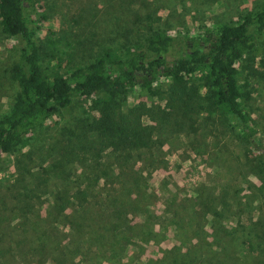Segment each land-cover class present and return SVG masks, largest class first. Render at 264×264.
<instances>
[{"label": "rangeland", "instance_id": "374dc122", "mask_svg": "<svg viewBox=\"0 0 264 264\" xmlns=\"http://www.w3.org/2000/svg\"><path fill=\"white\" fill-rule=\"evenodd\" d=\"M119 2L127 9L126 13L114 10ZM263 6L264 0H36L31 15L36 21L34 26L39 43L45 45L49 39L53 41L51 47H54L55 57L44 56L43 61L45 70L53 74L69 71L72 66L98 54L104 46L114 49L124 43L131 44L137 32L129 34L127 29H136V25L127 24L125 18L130 22V15L138 11L140 14L156 12L163 18L167 17L169 25L163 21L162 28H169L168 31L177 38L169 54V59H172L182 50L179 38H183L185 33L194 36L203 32L204 27L234 24L241 15L255 13ZM23 47L21 37L6 36L0 28V115L9 110L19 90L11 78L10 68L18 60ZM263 61L264 36L258 40V50L242 59L238 67L241 84L249 92L246 108L257 127L255 139L264 147ZM163 86L167 87L166 84ZM155 99V104H160L167 113L177 111V102L170 101V106L175 107H167V95ZM90 100L87 97L75 99L68 109L54 115L42 129L29 134L27 146H19L14 153L0 152V243L9 248L0 256V264H62L63 260L54 257L49 247L33 250L35 230L55 228L58 240L63 238V244H70L75 237L73 227L77 232L83 228L87 236L77 238L82 255L69 264H116L89 252L88 246L98 239L100 235L95 237V234L105 224L94 203L90 208L93 217L84 227L78 225V217L73 225L69 221L56 224L55 217L49 215L53 205L49 200L56 197L53 189L57 192L75 191L79 196L74 186H87L85 181L93 178L92 172H98L99 164L113 162L107 157L102 161L98 157L92 158L87 151L77 149L72 164L60 165V169L51 167H59L60 152L67 153L71 147L86 144V140L80 142L78 138L82 132H88L87 124L98 115L91 109ZM151 100L145 92L136 89L128 95V107L123 110L126 113L130 110L132 117L138 116L140 111L135 113L134 109L138 110L142 103L151 107ZM201 103L202 100H196L195 109L191 112H197L194 114L196 119L189 115L187 123L177 113L168 116L164 123L159 119L153 120L148 113L141 116V125L152 129L155 144L152 150L135 156L127 164L126 172H131L140 181L137 185L139 192L131 195V200H136L130 218L132 224L140 223L142 228H135L139 238L132 246L129 245L127 258L120 259L125 264L129 261V264H159V258L175 256L179 248H188L191 236L198 228H204L203 236L212 237L211 216L202 218L195 212L199 209L196 204L201 202L197 198L199 191L211 188L216 194L243 199V205L234 203L231 214L224 217L226 232L233 234L235 229H241V223L247 222L249 198L255 195L253 186L264 188V170L257 166V161H252L258 153L253 154L254 149L236 137L235 128L229 127L218 114L203 112L199 108ZM91 140L90 136L87 141ZM93 144L97 153L102 154L98 144ZM126 178L127 183L122 187L133 186V179L130 176ZM109 180H102L101 184L106 181L105 188H111L114 195L120 191V182L116 181L111 187ZM171 198L174 202L170 201ZM77 210L87 212L84 204ZM256 214H264V205ZM94 223L96 226L92 228ZM175 225L178 226L177 231ZM202 235H198V240L203 238ZM237 235V241H240ZM211 241L212 238L209 239ZM11 246L14 247L12 250ZM213 247L220 250L218 240L214 241ZM1 251L2 248L0 254ZM240 251L237 248L232 253L239 257Z\"/></svg>", "mask_w": 264, "mask_h": 264}, {"label": "trees", "instance_id": "16d2710c", "mask_svg": "<svg viewBox=\"0 0 264 264\" xmlns=\"http://www.w3.org/2000/svg\"><path fill=\"white\" fill-rule=\"evenodd\" d=\"M35 5L36 0H0L2 33L9 37H21L24 42L18 60L10 68L11 78L19 90L9 110L0 115V152L14 153L19 146H27L29 134L42 129L54 115L68 109L75 99L91 98V109L98 115L87 124L88 132H82L78 138L80 142L86 140V144L71 147L67 153L60 152L59 167H51L60 169V165L72 164L77 149L87 151L92 158L98 157L102 161L107 157L113 162L108 165L99 164L98 172H92L93 178L89 177L85 181L87 186H74L81 196L75 195V191L57 192L53 189L56 197L49 200L53 202L49 215L55 217L56 224L69 221L73 225L78 217V225L84 227L93 217V211H90L92 203L98 207L105 224L95 234V237L100 235L98 239L88 246L90 253L99 259L125 264L120 259L127 258L128 248L139 238L135 228L142 226L140 223L132 224L130 215L134 212L133 204L136 200H131V195L139 192L137 185L140 181L131 172H126V168L135 156L139 157L144 151L152 150L155 144L152 129L141 125L143 113L151 115L153 120L159 119L161 123L172 113H177L187 123L189 115L193 120L196 119L194 114L197 112H191L195 109L196 100L200 99L202 103L199 108L203 112L218 114L219 118L227 121L229 127L235 128L236 137L254 149L253 154L258 153L252 161H257V166L261 171L264 170V147L255 139L257 127L246 108L249 92L241 84V70L238 67L242 59L258 50V40L264 36V6L255 13L241 15L234 24L204 27L203 32L194 36L185 33L183 38H179L183 48L172 59H169V54L177 38L168 31L169 28H162L163 21L168 24L167 17L163 18L156 12L140 14L138 11L133 13L134 16L130 15V22L124 17L127 24L136 25V29H127L129 34L137 32L131 44L124 43L114 49L104 46L98 54L72 66L69 71L49 74L43 61L44 56L55 57L54 47H51L53 41L49 39L45 45L39 43L37 28L34 26L36 21L31 15ZM114 10L126 13L127 9L119 2ZM252 70L259 72L255 68ZM163 84L167 87L164 88ZM136 89L152 99V106L140 104L138 110L134 109L135 113L140 111L139 115L132 117L130 110L126 113L123 109L128 107V95ZM161 95H167V107L174 108L169 102H177V111L167 113L160 104H155V98ZM191 127L195 129V126ZM89 134L91 141H87ZM93 143L98 144L102 154L97 153ZM127 176L133 179V186L122 187V184L127 183ZM107 178H110L108 184L111 187L116 181L120 182L119 192L113 195L111 188H105L106 181L101 184ZM252 189L255 195L249 198L248 225L241 223V229H235L233 234L226 232L224 217L231 214L234 203L236 206L243 205V199L229 198L228 194L223 193L216 194L211 188L199 191L197 198L201 202L196 204L199 209L194 210L202 218L211 216L212 237L202 235L203 227L195 229L188 248H179L175 256L159 258V264L263 263L264 214L256 213H260L264 205V188L253 186ZM170 201L174 202L173 198ZM81 204H84L87 212H78ZM94 226L96 223L92 228ZM41 229L35 230L34 251L49 247L54 257L63 260L62 264L75 262L82 255L77 238L84 239L87 236L83 228L77 232L73 227L75 237L70 244H63V238L58 240V235L56 237L54 234L55 228ZM199 234L203 238L199 237L198 240ZM236 234H239L237 236L241 238L240 241H237ZM217 240L220 250H214L213 247ZM1 248L2 257V253L9 248L0 243ZM237 248L241 249L239 257L232 253Z\"/></svg>", "mask_w": 264, "mask_h": 264}]
</instances>
